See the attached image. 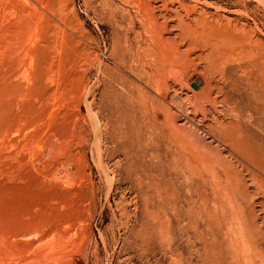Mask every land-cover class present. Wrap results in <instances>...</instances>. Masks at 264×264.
Wrapping results in <instances>:
<instances>
[{"label": "rangeland", "instance_id": "374dc122", "mask_svg": "<svg viewBox=\"0 0 264 264\" xmlns=\"http://www.w3.org/2000/svg\"><path fill=\"white\" fill-rule=\"evenodd\" d=\"M0 264H264V0H0Z\"/></svg>", "mask_w": 264, "mask_h": 264}, {"label": "bare ground", "instance_id": "6f19581e", "mask_svg": "<svg viewBox=\"0 0 264 264\" xmlns=\"http://www.w3.org/2000/svg\"><path fill=\"white\" fill-rule=\"evenodd\" d=\"M134 1H136V0H134ZM136 4H138V3L136 2ZM134 5H135V2H134ZM135 10H137V14H138L139 18H141L143 20L145 15L139 14L141 12H139V8L138 7ZM160 38H162V37H160ZM155 54L156 55H154V64L152 65V64H150V62H147L145 60L144 49H142V50H138L137 49V54H136L137 55V60H136V58L134 59L137 62L134 63L133 66L135 67L136 72H139V70L141 69V71H140L142 73L141 75L145 77V82L144 83L148 86V88H150L151 90L156 92V94L160 95L164 100H166L168 103H170L174 99L172 96H169V94H168L170 92V88L171 87L169 86V84H167V82H169V79H171L170 75H169V72H170L171 68H170L169 63L167 61L168 59L166 60V58L161 53H158V52L156 53L155 52ZM234 87H235V85H234ZM234 87H231L232 89L230 88V90L234 91L235 90ZM144 96H145V98L142 100L143 101L142 102L143 103L142 104V106H143L142 108H143V111L145 112V116L147 118L146 121H150L152 119L151 118L149 120L150 117L147 115V113H152V115H154L155 121L152 120L151 122H153V123L156 122L157 124L158 123L161 124V122L163 124V122H165L163 125L166 124V126H169V125H167V123H169L168 116L166 114H163V112H161V110H160L161 109V103L159 101H157V100H150V99L148 100L146 92H143V97ZM227 99H229V98L228 97L224 98V101H227ZM152 115L150 114L151 117H153ZM163 125H160V126H163ZM165 129H166V127H165ZM179 131H180L179 129H176L175 130L176 133H175L172 130H169V132L171 134L176 135V137L178 136ZM227 139H229V137H227Z\"/></svg>", "mask_w": 264, "mask_h": 264}]
</instances>
